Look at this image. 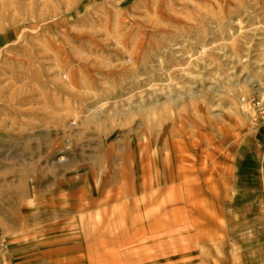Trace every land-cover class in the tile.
I'll return each instance as SVG.
<instances>
[{"label": "rangeland", "instance_id": "1", "mask_svg": "<svg viewBox=\"0 0 264 264\" xmlns=\"http://www.w3.org/2000/svg\"><path fill=\"white\" fill-rule=\"evenodd\" d=\"M263 93L264 0H0V264H264Z\"/></svg>", "mask_w": 264, "mask_h": 264}, {"label": "built area", "instance_id": "2", "mask_svg": "<svg viewBox=\"0 0 264 264\" xmlns=\"http://www.w3.org/2000/svg\"><path fill=\"white\" fill-rule=\"evenodd\" d=\"M250 108L253 110L256 119L264 122V93L260 97L252 98L249 102Z\"/></svg>", "mask_w": 264, "mask_h": 264}, {"label": "crops", "instance_id": "3", "mask_svg": "<svg viewBox=\"0 0 264 264\" xmlns=\"http://www.w3.org/2000/svg\"><path fill=\"white\" fill-rule=\"evenodd\" d=\"M0 220H1V219H0ZM5 235H8V234H5ZM9 237H10V236L8 235V238H9ZM13 248H14V247H13ZM13 251H15V250L13 249L12 252H13ZM207 252H208V251L206 250V253H207ZM17 264H18V263H17Z\"/></svg>", "mask_w": 264, "mask_h": 264}]
</instances>
